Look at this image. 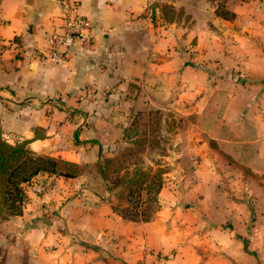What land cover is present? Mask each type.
<instances>
[{"label":"crops","instance_id":"1","mask_svg":"<svg viewBox=\"0 0 264 264\" xmlns=\"http://www.w3.org/2000/svg\"><path fill=\"white\" fill-rule=\"evenodd\" d=\"M76 1L95 40L57 63L44 55L60 24L57 0H0V126L9 143L40 129L35 153L90 165L101 149L115 155L127 143L139 112L212 116V124L190 121L164 157L170 170L151 222L123 220L85 175L36 176L24 185L23 215L0 223V264H262L249 226L264 204V0L235 5L234 21L208 3L207 21L186 29L159 10L150 16L159 0Z\"/></svg>","mask_w":264,"mask_h":264},{"label":"trees","instance_id":"2","mask_svg":"<svg viewBox=\"0 0 264 264\" xmlns=\"http://www.w3.org/2000/svg\"><path fill=\"white\" fill-rule=\"evenodd\" d=\"M213 2L215 0H212ZM251 0H220L215 7V15L226 21H234L236 14L234 12L235 5L248 3ZM176 8L171 6L168 10L172 13L166 12L165 7L160 2L156 1L149 6L150 16L155 17L156 11H160V18L166 24H178L179 19H174L173 14ZM1 53V46H0ZM223 96L222 94H220ZM220 97V96H219ZM220 101L217 106L221 109L224 105V98H219ZM147 115L151 120L155 117L161 118V110H151L147 112L137 113L130 126L124 129L123 140L127 143L124 145L138 144L146 149L148 143V137L143 141L136 139L135 135L137 130L135 129L136 121L138 117ZM183 119V118H181ZM185 119V118H184ZM191 122L199 123L200 125H211L213 117H204L202 119L195 120L191 118ZM167 125V122H164ZM170 132V130H167ZM161 131V129H160ZM151 133L150 128L144 130L141 134L148 135ZM41 139L40 129L35 130V135L32 139H26L15 144L9 143L3 135V131L0 126V212L6 211V215L2 217L1 221H7L23 215L24 207L26 204V195L24 191V185L31 182L36 176L40 174H48L55 177H62L65 179H75L82 175L81 165L75 162L67 161L62 158H54L51 156H45L35 153L29 147L30 143ZM158 142H156L157 144ZM158 145V144H157ZM102 159L93 167L96 169L95 179L98 182V186L90 187L95 193L102 194L107 193L108 203L112 211L121 217L123 220L129 222H151L156 214L161 209L159 200L160 193L165 184V178L169 173V166L166 162H154L150 166H146L143 162L139 164L126 163L128 157L133 155H123L119 158L120 152L115 155L106 156L101 149ZM166 157L167 154L161 155ZM119 161L121 166L115 168L113 163ZM114 183V184H113ZM113 184L114 186H110ZM125 186L128 189V194L125 195L124 190L121 191L118 196L120 199H126L129 202H133L134 198L138 199L136 205L142 199L143 193L147 195V199H143L146 203L145 209L142 212H136L128 208H123L122 205H115L113 202V191L119 186ZM245 246H247V240L243 239Z\"/></svg>","mask_w":264,"mask_h":264},{"label":"rangeland","instance_id":"3","mask_svg":"<svg viewBox=\"0 0 264 264\" xmlns=\"http://www.w3.org/2000/svg\"><path fill=\"white\" fill-rule=\"evenodd\" d=\"M161 4L165 7L166 12L169 13V16H172V13L168 10L171 6H174L176 9L174 10L173 18L179 19V25L183 29L191 28L198 20L205 23L207 21V15L205 13V8L208 3H210L213 7L217 6V2H220V0H215L214 2L212 0H159ZM209 11V9H208ZM47 115H51L47 113ZM161 118L155 117L151 120V117L149 118L147 115L138 117L135 125V129L137 130V134L135 135L136 139L144 140L148 137V143L146 145L145 151H143V148L140 147L138 144H131V145H122L117 151V153L120 152L119 158H122L123 155H128L130 153H133L130 157H128L126 163H134L139 164L143 162L146 166L152 165L154 162H166V158H164L163 154H170L171 151L175 150V144L177 142V139L179 138L178 135L184 134L186 131L187 124L192 120L191 118L188 119H181L179 117V114L171 113L168 111H162V115H160ZM182 117V116H181ZM186 118V117H185ZM167 122V125L164 122ZM151 130V133L146 135H142L141 133L144 130L149 129ZM170 130V132H167L165 130ZM161 129V131H160ZM156 142H158L156 144ZM47 156V155H45ZM108 156V154H106ZM56 158V157H54ZM60 158V157H59ZM121 162L116 161L113 163V166L115 168H118L121 166ZM94 165H81L82 175H85L88 179L87 185L90 187H97L98 182L95 179V173L96 169L93 167ZM114 184V183H113ZM113 184H110V186H114ZM125 186H119L113 191L112 197L113 202L115 205H122L123 208H128L130 210L136 211V212H142L145 209L146 203H144L143 199H147V195L143 193L142 199L139 201V204L136 205V202H138V199L134 198L133 202H129L126 199H120L118 194L124 190V194H128V189L124 188ZM109 196V195H108ZM252 201V199L249 200V203ZM258 202H255V205H257ZM255 210L253 209V212ZM6 215V211L0 212V221L2 217ZM254 219H257V217L260 218L259 223L251 224L249 226V229L256 230L255 234H257L255 240L250 244L249 247H257L259 252H261L260 256L257 255V257L261 258L262 264H264V204L261 203L259 207H257L255 212ZM5 222V221H2ZM0 222V223H2ZM251 236V235H250ZM246 236L245 239L250 237ZM91 248H97L92 247ZM151 253L150 251L148 252ZM105 255V254H104ZM150 258V256H149ZM151 259V258H150ZM260 264V263H259Z\"/></svg>","mask_w":264,"mask_h":264},{"label":"built area","instance_id":"4","mask_svg":"<svg viewBox=\"0 0 264 264\" xmlns=\"http://www.w3.org/2000/svg\"><path fill=\"white\" fill-rule=\"evenodd\" d=\"M60 6V24L48 38L46 58L63 63L68 61L77 47L88 50L95 40L94 26L90 18L79 12L76 0H57ZM90 98H94V90H88ZM38 194H45L49 186L38 184L35 186Z\"/></svg>","mask_w":264,"mask_h":264}]
</instances>
